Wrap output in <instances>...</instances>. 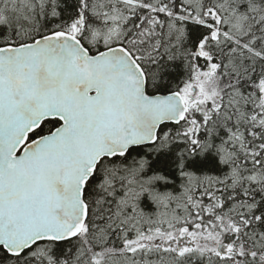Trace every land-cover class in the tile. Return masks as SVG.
Instances as JSON below:
<instances>
[{"label":"snow or ice","instance_id":"obj_1","mask_svg":"<svg viewBox=\"0 0 264 264\" xmlns=\"http://www.w3.org/2000/svg\"><path fill=\"white\" fill-rule=\"evenodd\" d=\"M0 264H264V0H0Z\"/></svg>","mask_w":264,"mask_h":264}]
</instances>
